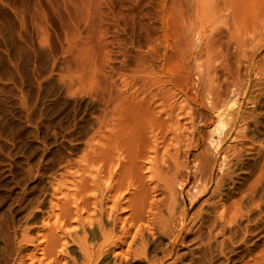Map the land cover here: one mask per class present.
<instances>
[{
    "label": "bare ground",
    "instance_id": "bare-ground-1",
    "mask_svg": "<svg viewBox=\"0 0 264 264\" xmlns=\"http://www.w3.org/2000/svg\"><path fill=\"white\" fill-rule=\"evenodd\" d=\"M227 16V0H0V165L16 143V155L57 147L0 166V264H77L68 243L79 264L145 263L155 231L173 254L174 200L211 178L198 106L222 137L234 120Z\"/></svg>",
    "mask_w": 264,
    "mask_h": 264
},
{
    "label": "rangeland",
    "instance_id": "rangeland-1",
    "mask_svg": "<svg viewBox=\"0 0 264 264\" xmlns=\"http://www.w3.org/2000/svg\"><path fill=\"white\" fill-rule=\"evenodd\" d=\"M227 6L230 51L237 58L234 69L240 76V82L234 78L233 86L228 87L234 120L230 122L228 113L224 115L227 135L222 137L216 116L205 105L198 106L195 122L199 134L194 141L195 149L205 151L203 158L212 157V165L208 166L211 178L204 182L197 174L196 189L188 192V185H184L174 200L175 219H172L179 224L176 229L181 224L183 228L173 254L169 258L165 256L172 248L169 238L155 231L156 234L149 237L145 263L144 259L131 257L127 264H264V0H227ZM189 42L193 49L204 46L197 33L191 35ZM209 56L210 52L204 51L194 62L200 68L205 67ZM218 62L220 58L214 61ZM182 98L178 99L181 114L190 110L187 105L188 108H183L188 102H183ZM17 144L4 157L1 167L20 159L17 157L20 154L16 155ZM44 147L42 155L31 156V149L20 155L21 161L34 164L41 156L45 160L57 154L52 138H48ZM190 161L191 156L186 162L188 166L192 164ZM3 199L1 196L0 201ZM1 205L2 209L7 208L4 202ZM165 211L162 214L168 217ZM19 215L15 216L17 220ZM68 247V254L77 258V264L81 263L76 245L68 243ZM110 256L105 259L111 260L108 263L112 262Z\"/></svg>",
    "mask_w": 264,
    "mask_h": 264
}]
</instances>
